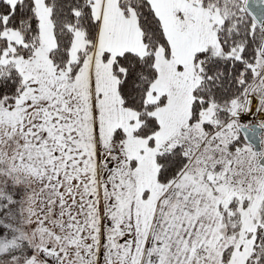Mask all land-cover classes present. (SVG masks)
<instances>
[{
    "label": "snow or ice",
    "instance_id": "1",
    "mask_svg": "<svg viewBox=\"0 0 264 264\" xmlns=\"http://www.w3.org/2000/svg\"><path fill=\"white\" fill-rule=\"evenodd\" d=\"M0 264H264V0H0Z\"/></svg>",
    "mask_w": 264,
    "mask_h": 264
}]
</instances>
